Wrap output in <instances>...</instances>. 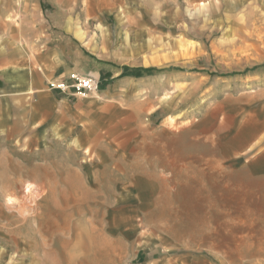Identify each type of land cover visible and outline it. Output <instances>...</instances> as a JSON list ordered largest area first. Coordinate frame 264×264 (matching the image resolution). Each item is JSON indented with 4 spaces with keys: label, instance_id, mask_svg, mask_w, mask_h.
Masks as SVG:
<instances>
[{
    "label": "rangeland",
    "instance_id": "374dc122",
    "mask_svg": "<svg viewBox=\"0 0 264 264\" xmlns=\"http://www.w3.org/2000/svg\"><path fill=\"white\" fill-rule=\"evenodd\" d=\"M0 71V264H264V0H0Z\"/></svg>",
    "mask_w": 264,
    "mask_h": 264
},
{
    "label": "built area",
    "instance_id": "2783aa9c",
    "mask_svg": "<svg viewBox=\"0 0 264 264\" xmlns=\"http://www.w3.org/2000/svg\"><path fill=\"white\" fill-rule=\"evenodd\" d=\"M48 88L66 95H86L99 89V81L94 76L74 71L62 79L48 83Z\"/></svg>",
    "mask_w": 264,
    "mask_h": 264
},
{
    "label": "crops",
    "instance_id": "0c3cea01",
    "mask_svg": "<svg viewBox=\"0 0 264 264\" xmlns=\"http://www.w3.org/2000/svg\"><path fill=\"white\" fill-rule=\"evenodd\" d=\"M1 73H2V72L0 71V75H1ZM55 79H58V78H51V79L48 80V83L51 82V81H53V80H55ZM48 83H47V84H48Z\"/></svg>",
    "mask_w": 264,
    "mask_h": 264
},
{
    "label": "bare ground",
    "instance_id": "6f19581e",
    "mask_svg": "<svg viewBox=\"0 0 264 264\" xmlns=\"http://www.w3.org/2000/svg\"><path fill=\"white\" fill-rule=\"evenodd\" d=\"M9 200H11V199L9 198Z\"/></svg>",
    "mask_w": 264,
    "mask_h": 264
}]
</instances>
